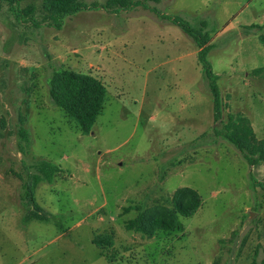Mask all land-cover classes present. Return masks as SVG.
Wrapping results in <instances>:
<instances>
[{"label": "rangeland", "instance_id": "1", "mask_svg": "<svg viewBox=\"0 0 264 264\" xmlns=\"http://www.w3.org/2000/svg\"><path fill=\"white\" fill-rule=\"evenodd\" d=\"M88 7L106 0H80ZM0 0V264H247L264 260V166L251 168L215 136L212 100L192 39L142 7L85 10L60 30L29 3ZM148 5V4H147ZM163 15L202 29L227 114L247 118L264 139V0H159ZM251 25L257 28L250 29ZM202 27V28H201ZM89 74L106 87L101 114L82 135L48 94L57 69ZM26 130L27 139L19 129ZM59 173L40 182L47 222L27 221L20 200L27 167ZM188 187L200 197L190 218L148 239L125 230L139 211L171 207ZM96 235L113 246L96 247Z\"/></svg>", "mask_w": 264, "mask_h": 264}, {"label": "trees", "instance_id": "2", "mask_svg": "<svg viewBox=\"0 0 264 264\" xmlns=\"http://www.w3.org/2000/svg\"><path fill=\"white\" fill-rule=\"evenodd\" d=\"M3 1L11 7L30 1L22 12L24 16L33 15L37 11V7L33 2H39V10L43 16L41 24L46 23L57 30L61 29L65 18L72 17L81 11L99 8L116 12L142 7L160 18L170 21L190 37L198 49L197 59L211 95L213 120L221 125L220 129H214L215 136L231 144L249 167L264 166V139L258 140L256 138L247 118L240 114H227L226 119L223 120L224 105L217 85L218 77L212 73L206 60L210 48L208 35L203 34L202 29L195 30L186 22L163 16L156 8L148 6L149 3L157 4L159 0H106L102 6L94 3L89 7L80 0ZM249 28L257 27L251 25ZM261 28L264 29V25H261ZM258 40L264 47V35H260ZM47 86L51 102L76 124L82 135H88L103 110L106 99L105 85L89 74L60 68L53 72ZM19 134L23 140L27 139L24 128L19 129ZM26 172L28 178L21 185L20 195V200L25 203V206L32 209L26 219L27 221L47 222V217L36 204L34 192L40 182L51 184L54 178L61 173V170L49 162L37 161L29 165ZM256 187L260 188L264 194V182H257L250 175V188L253 190ZM170 204L171 207L153 206L142 211L136 208L139 213L134 219L125 224V230L140 233L148 239L152 238L157 232L173 231L177 227L178 216L183 218L192 217L200 208L201 201L196 191L183 187L172 194ZM92 243L100 249L112 247L114 244L111 235H96ZM247 264H264V260L258 263L254 259Z\"/></svg>", "mask_w": 264, "mask_h": 264}]
</instances>
